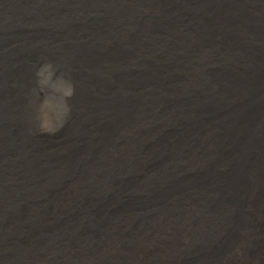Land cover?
Listing matches in <instances>:
<instances>
[{
    "label": "bare ground",
    "instance_id": "1",
    "mask_svg": "<svg viewBox=\"0 0 264 264\" xmlns=\"http://www.w3.org/2000/svg\"><path fill=\"white\" fill-rule=\"evenodd\" d=\"M185 1L108 0L113 12L105 0H78L83 22L52 14L21 23L29 29L70 21L58 26L65 34L41 47L58 50L50 56L27 49L38 41L33 33L26 42L8 39L3 58L20 51L38 57L4 76L3 101L11 105L1 119L3 162L7 190L18 192L0 196V214L12 210L3 220L0 264H264V0H193L194 16L189 3L178 10ZM123 4L128 8L119 11ZM173 14L188 32L166 23ZM130 27L148 40L129 39ZM206 32L211 44L200 57L209 70L195 64L187 73L191 90L180 96L197 101L181 116L163 100L174 81L168 67L183 72L193 38ZM224 60L233 66L214 67ZM237 68L242 85L230 79ZM215 94V104H200ZM253 99L252 132L233 142L238 155H222L221 135L212 133L223 130L211 132L210 124L222 118L221 108L234 115ZM151 108L168 111L167 121L130 137L143 122L160 121ZM45 121L57 130L46 133ZM203 127L202 143L176 156ZM173 133L175 146L156 152Z\"/></svg>",
    "mask_w": 264,
    "mask_h": 264
},
{
    "label": "water",
    "instance_id": "2",
    "mask_svg": "<svg viewBox=\"0 0 264 264\" xmlns=\"http://www.w3.org/2000/svg\"><path fill=\"white\" fill-rule=\"evenodd\" d=\"M78 0H0V127H1V119H2V113L3 111L11 105L10 100H5L3 101V95L6 94L8 88L3 87V82H4V76L5 74L9 73L10 71L15 70V65L16 63H19V61H34L38 56H33L32 53H23L19 52L17 55L14 56H8L6 58H3V54L7 52L9 55V48H10V43L8 39H23V36L25 34H35V39L38 40L36 43H33L31 46H27V49L29 50H36L39 49L45 51L47 54L54 55L55 53L58 52L57 49H51V50H44L41 48L43 45H46V40L57 37L61 34H65L62 30L60 31L58 29V26L61 24V22H69L70 21L67 18L63 17H58L50 20L49 22L38 26L36 28H25L22 29L20 28L21 23L24 22H33L39 19H42L44 17H48L52 14H59V15H70L74 19L78 20L77 22H83L84 21V15H82L81 20H79L80 17L76 15V9H78V6L76 5ZM98 1V0H97ZM106 6L109 7L113 12L116 11L117 7L116 6H111L108 5V0H105ZM178 3V7H180L181 10L184 7L187 6V4H190L189 10L193 11V6L189 1H185L183 3ZM128 8V6H123L120 8L119 11H124ZM186 9V8H184ZM135 10L133 9L132 13H134ZM136 21L139 20V16L135 15ZM193 16V14H190ZM175 19H178V17H175ZM158 21L160 20L159 18L157 19ZM133 27V26H132ZM132 27L127 29V32L131 34L130 39L133 40H139V41H147L148 39L144 36V33L141 30V33L139 34L138 32L132 30ZM140 30V29H139ZM203 40H206V33L202 37ZM25 41V40H24ZM39 41H44V42H39ZM26 42V41H25ZM191 57L195 58V55H192ZM191 58V59H193ZM3 59L6 61V64H3ZM188 62V61H185ZM40 73V71H39ZM11 74V73H9ZM236 75L235 73L230 74V78L232 76ZM239 81L238 83L240 85L243 84V81H240L239 78H237ZM233 109H227L225 108V111L222 110V118H220V121L218 120L217 122L211 123L210 124V130L211 132L215 127L222 128L223 133L229 134V137L232 140H239L241 139V123L242 121L239 120V114L236 112L234 115H230V112ZM229 114V115H228ZM205 131V127H204ZM2 134V131H0ZM222 132L220 131H215L213 132V137H216L220 135ZM0 134V196L2 192H7L10 188L8 181H7V176H8V171H5L7 168L5 166V163L3 162V136ZM178 134H173L170 135L168 144L169 147H173L176 143V136ZM203 136V133L200 134V137ZM226 137V136H225ZM6 141H9L8 138H6ZM7 144V142H4ZM231 153L236 156L238 155L236 146L234 144L233 149H231ZM9 169V168H8ZM50 183V182H49ZM52 184V183H50ZM8 189V190H7ZM25 190L28 191V193L31 192V189L27 186L25 187ZM11 194H16L18 192V189L15 188V186H12L10 191H8ZM29 202V200H28ZM4 210V215L3 212L0 214V236H3V220L5 219H10V216L12 214V210L10 206L7 208H3Z\"/></svg>",
    "mask_w": 264,
    "mask_h": 264
},
{
    "label": "clouds",
    "instance_id": "3",
    "mask_svg": "<svg viewBox=\"0 0 264 264\" xmlns=\"http://www.w3.org/2000/svg\"><path fill=\"white\" fill-rule=\"evenodd\" d=\"M67 95H71V90L69 89L68 92L66 93ZM43 130L47 131V132H55L57 129L54 127H51L47 121H45L44 125H43Z\"/></svg>",
    "mask_w": 264,
    "mask_h": 264
}]
</instances>
